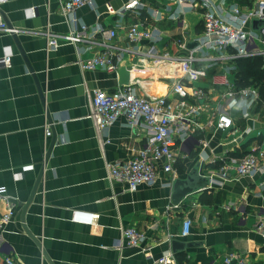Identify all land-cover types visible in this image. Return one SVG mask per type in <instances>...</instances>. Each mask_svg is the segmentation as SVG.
Listing matches in <instances>:
<instances>
[{
	"label": "crops",
	"instance_id": "obj_1",
	"mask_svg": "<svg viewBox=\"0 0 264 264\" xmlns=\"http://www.w3.org/2000/svg\"><path fill=\"white\" fill-rule=\"evenodd\" d=\"M1 1L4 20L19 32L17 39L0 33V59L5 53L12 55V66L0 67V216L9 203L16 211L0 235V264L8 255L18 264H150L166 253L173 254L177 264L179 257L181 264H226L230 252L247 257L251 264H264V236L256 229L264 221V160L254 177L231 174L224 179L219 174L231 157L264 150L261 92L248 116L240 107L231 111L233 128L219 131L201 122L202 127H195L174 148L175 172H165L161 162L158 180L134 192L111 181L108 167L136 156L147 129H132L120 118L99 132L90 117V93L95 89L117 93L132 85L143 96L168 97L176 104L173 90L180 80L189 91L197 87L209 92L212 97L206 106L216 105L225 87L213 85L212 75H222L221 66L193 80L179 68L171 70L124 51H149L154 46L158 52L184 57L203 31L202 2L142 0L145 9L123 17L109 14L106 5L119 10L129 0H95L94 7L79 9L78 26L92 30L102 24L117 31L109 43L117 47L113 52L118 70L108 73L83 71L79 65L99 50L98 44L86 49V43H68L48 50L42 32L60 36L72 30L63 13L66 0ZM246 1L229 0V4L244 7ZM181 7L183 18L170 19ZM137 22L153 27L156 42L138 44L127 38L128 27ZM237 79L236 75L230 80L237 85ZM189 102L204 103L195 98ZM202 119L206 121V112ZM47 125L52 129L48 139ZM54 137L56 144L47 158ZM194 169L209 179L208 186L174 205V182ZM185 220L192 221L186 238L180 235ZM130 227L145 233L142 247L121 246L123 231Z\"/></svg>",
	"mask_w": 264,
	"mask_h": 264
},
{
	"label": "built area",
	"instance_id": "obj_2",
	"mask_svg": "<svg viewBox=\"0 0 264 264\" xmlns=\"http://www.w3.org/2000/svg\"><path fill=\"white\" fill-rule=\"evenodd\" d=\"M6 0L1 1L4 3ZM203 5L202 22L203 31L197 39V45L184 57L174 56L169 51L158 52L154 46L149 51L126 49L139 58H147L153 62L170 66L171 70L180 69L184 77L193 80L208 76L217 66L223 69L222 75L213 74L212 83L225 87L219 101L212 108L205 104L211 101V94L202 88L194 87L189 91L180 80L174 87L173 93L178 97L174 104L168 97L149 98L138 93L132 86H126L117 93L103 89H95L90 93L91 114L99 132L115 124L120 118H125L128 127L136 129L146 128L148 131L146 141L136 156L128 161H115L109 164V179L124 184L128 191L134 192L142 185H153L158 180V167L164 162V171L175 172L177 157L174 148L179 142H185L193 129L202 127L214 128L219 131L229 130L234 127L231 111L241 108L245 116L249 115L252 104L260 99L257 86L239 88L229 75L236 77L238 60L264 58V25L258 30L253 28L254 21H264V0H248L244 7L238 4H229V0H200ZM180 4H182L179 1ZM94 7L95 0H66L63 13L72 25V30L67 35H55L50 31L41 34L47 38L48 50H56L61 45L72 43L75 45L86 43V49H94V44L100 46L99 50L87 60L79 61L83 71L105 70L115 73L118 63L114 57L117 47L109 42L116 37V29H110L102 24L96 25L92 30L88 26H78L76 12L83 7ZM109 14L123 17L129 11L140 12L145 9L142 0H129L123 8L115 9L111 4L106 5ZM184 9L181 7L170 19H182ZM156 19H164L156 15ZM185 27V23L182 25ZM117 27L119 28L118 24ZM150 25L134 23L126 31L127 38L133 43L145 40L156 42L157 36ZM19 30L6 23L0 12V33L12 34ZM100 36L102 41L95 42V37ZM186 48V43H182ZM122 54L119 55L122 58ZM12 55L5 53L0 59V67H11ZM189 98L199 99L204 102L199 106L189 102ZM206 112L207 119L203 121L202 115ZM46 139L52 136L51 125L45 127ZM47 151V148H46ZM264 150L250 152L237 158L231 157L220 170V176L229 179L231 174L236 177H254L261 171ZM15 205L8 204L6 213L0 216V235L5 227L15 217ZM74 213V220H77ZM192 221L185 220L182 224L180 235L184 238L191 233ZM257 231L264 236V221L258 223ZM121 246L130 248L142 247L146 241L145 233L135 227L123 231ZM147 248L146 250H150ZM226 264H251L247 257L230 252L225 257ZM4 264H18L13 255L5 257ZM150 264H177L176 258L171 253H166Z\"/></svg>",
	"mask_w": 264,
	"mask_h": 264
},
{
	"label": "water",
	"instance_id": "obj_3",
	"mask_svg": "<svg viewBox=\"0 0 264 264\" xmlns=\"http://www.w3.org/2000/svg\"><path fill=\"white\" fill-rule=\"evenodd\" d=\"M264 25V21H254L253 22V28L255 30H258L260 26ZM12 36L17 39V34L12 33ZM197 45V42H194L190 45V47H194ZM51 120V119H50ZM56 144V138L54 137L50 151L47 155V158H49V154ZM43 176V172L40 177ZM209 184V179L206 177H202L198 171V169H194L185 179L183 178H177L176 181L173 184V193H172V203L174 205H180L183 200H185L189 195L197 192L198 190H201L204 187H207ZM177 245V242H175ZM174 243V244H175Z\"/></svg>",
	"mask_w": 264,
	"mask_h": 264
},
{
	"label": "trees",
	"instance_id": "obj_4",
	"mask_svg": "<svg viewBox=\"0 0 264 264\" xmlns=\"http://www.w3.org/2000/svg\"><path fill=\"white\" fill-rule=\"evenodd\" d=\"M237 86L239 88L257 86L264 98V58L240 59L237 62ZM182 258H178V264Z\"/></svg>",
	"mask_w": 264,
	"mask_h": 264
},
{
	"label": "rangeland",
	"instance_id": "obj_5",
	"mask_svg": "<svg viewBox=\"0 0 264 264\" xmlns=\"http://www.w3.org/2000/svg\"><path fill=\"white\" fill-rule=\"evenodd\" d=\"M230 79L233 80V76L232 75H230Z\"/></svg>",
	"mask_w": 264,
	"mask_h": 264
}]
</instances>
